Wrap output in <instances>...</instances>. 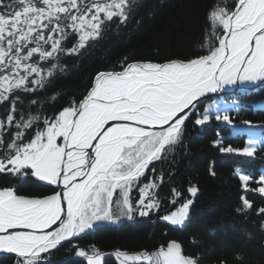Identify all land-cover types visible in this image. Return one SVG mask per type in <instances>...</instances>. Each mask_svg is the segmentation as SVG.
Returning a JSON list of instances; mask_svg holds the SVG:
<instances>
[{
  "label": "snow or ice",
  "instance_id": "snow-or-ice-1",
  "mask_svg": "<svg viewBox=\"0 0 264 264\" xmlns=\"http://www.w3.org/2000/svg\"><path fill=\"white\" fill-rule=\"evenodd\" d=\"M137 6L138 0H0V175L58 189L27 197L12 186L0 188V252L14 254L16 264H50L52 251L65 243L84 264H108V254L95 245L79 247L78 239L99 222L160 211L164 177L153 162L182 141L186 122L203 126L215 119L235 135L244 134L241 125L255 127L230 118L229 109L239 114L238 100L221 109L204 107L202 98L264 82V0H212L194 56L163 63L125 58L119 70L98 72L86 93L47 114L46 106L59 100L46 93L65 72L64 59L80 55L113 25H126ZM215 143L222 153L264 157L261 140L249 138L242 148ZM235 174L242 189L238 211L264 216V206L248 198L264 199V174L256 178L239 168ZM171 191L169 203L177 205L183 193ZM198 191L187 188L193 198ZM193 203L181 199L160 219L183 227ZM115 257L119 264L202 259L174 240L151 253L117 250Z\"/></svg>",
  "mask_w": 264,
  "mask_h": 264
},
{
  "label": "trees",
  "instance_id": "trees-1",
  "mask_svg": "<svg viewBox=\"0 0 264 264\" xmlns=\"http://www.w3.org/2000/svg\"><path fill=\"white\" fill-rule=\"evenodd\" d=\"M211 2L138 0V6L126 25H113L102 38L90 42L80 55L64 59L65 72L46 93L56 94L59 100L55 108L46 106L47 114L51 116L68 100L86 93L98 72L119 70L125 58L128 62L163 63L194 56L199 50ZM232 98L240 105L239 114L229 109L234 124L250 121L258 127L264 125V86L250 93L221 97L208 103H217L223 109ZM3 111L0 107V115ZM242 127L244 134L235 135L230 126L215 119L203 126L186 122L182 141L162 161L153 162L157 174L164 177L158 190L162 202L160 211L146 217L135 214L132 219L122 217L98 223L95 229L88 230L89 233L78 239L79 247L95 245L108 254V264H119L115 257L117 250L130 254L144 250L151 253L174 240L183 245L187 254L201 256V264H219L220 261L227 264H264V216L251 210L238 211L242 189L235 174L239 168L258 178L264 174V157L259 151L255 158L222 153L215 143L221 140L223 146L244 147L249 138H254L251 131L255 128L251 125ZM260 128L264 130V127ZM213 171L215 175L211 174ZM190 185L199 189L194 198L187 192ZM7 186L16 188L18 194L27 197H44L58 190L56 186L35 178L25 181L0 175V188ZM172 188L183 193L177 205L169 203ZM185 198L193 199L194 203L183 227L172 226L160 219ZM248 198L254 207L264 206V199L258 194L250 193ZM75 251L71 244H65L52 251L50 264H84ZM0 264H16V261L14 257L5 256L0 257Z\"/></svg>",
  "mask_w": 264,
  "mask_h": 264
},
{
  "label": "water",
  "instance_id": "water-1",
  "mask_svg": "<svg viewBox=\"0 0 264 264\" xmlns=\"http://www.w3.org/2000/svg\"><path fill=\"white\" fill-rule=\"evenodd\" d=\"M262 85H264V82H257L255 84H246V85L239 86V87L231 86L228 89H226L223 93L208 94L207 97H204L202 99H204L205 103H207L208 100H213L215 98H218L219 96L229 95V94H233V93H236V94L239 93L240 94V93L249 92V91H251V89L262 87ZM5 256L14 257V254L0 252V257H5Z\"/></svg>",
  "mask_w": 264,
  "mask_h": 264
},
{
  "label": "rangeland",
  "instance_id": "rangeland-1",
  "mask_svg": "<svg viewBox=\"0 0 264 264\" xmlns=\"http://www.w3.org/2000/svg\"><path fill=\"white\" fill-rule=\"evenodd\" d=\"M242 126V125H241ZM253 128H255V129H253L251 132L253 133V134H255V136H253L254 138L253 139H257V140H261V141H264V130L262 131V130H259V129H261L260 127H258V126H255V127H253ZM103 223H107V221H102V222H99V224H103Z\"/></svg>",
  "mask_w": 264,
  "mask_h": 264
},
{
  "label": "bare ground",
  "instance_id": "bare-ground-1",
  "mask_svg": "<svg viewBox=\"0 0 264 264\" xmlns=\"http://www.w3.org/2000/svg\"><path fill=\"white\" fill-rule=\"evenodd\" d=\"M102 226V225H101ZM90 232V231H89ZM89 232H86V233H89ZM65 244H68V243H65Z\"/></svg>",
  "mask_w": 264,
  "mask_h": 264
}]
</instances>
